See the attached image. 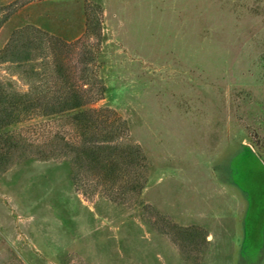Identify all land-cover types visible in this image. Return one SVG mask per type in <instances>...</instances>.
Instances as JSON below:
<instances>
[{"label": "rangeland", "instance_id": "obj_1", "mask_svg": "<svg viewBox=\"0 0 264 264\" xmlns=\"http://www.w3.org/2000/svg\"><path fill=\"white\" fill-rule=\"evenodd\" d=\"M1 20L0 49L39 44L35 82L0 60L4 98L74 93L114 136L96 164L61 152L86 138L62 118L7 127L27 144L0 154V264H264V0H0Z\"/></svg>", "mask_w": 264, "mask_h": 264}, {"label": "trees", "instance_id": "obj_2", "mask_svg": "<svg viewBox=\"0 0 264 264\" xmlns=\"http://www.w3.org/2000/svg\"><path fill=\"white\" fill-rule=\"evenodd\" d=\"M1 22L2 20L0 21V25ZM10 46L11 47H9L8 44L6 48L3 47L0 49V60L10 58L9 54L11 55L12 53L15 55L23 54V63L20 64V66L23 67L22 70L28 71V75H30L32 81L35 82L36 76H39L40 73L36 72L32 64L35 60V50H37L39 44L37 45V43L35 44L33 41H22L21 43H12ZM22 47H26V51H22ZM36 56L39 57V53ZM40 89V87L32 83L28 92L17 97L18 99H6V97L4 98L5 94L0 85V111H2L0 112V150H4L0 153L1 156L5 155L6 149L16 148L24 150V146L27 144V140H25L24 137H20L18 134L13 135L7 127L11 124H16L24 118L29 119L41 114L51 119L53 117L62 118L61 120L64 125L70 124L72 127H75L76 132H79L80 136L86 137H84L85 142L81 144V148H76V146H72L73 144L71 141H64V139H62L60 145L61 152L67 148L68 151H74V158L81 157L84 153L96 164L99 163L101 156L98 151H95L94 148L88 150L86 145L95 138H100L104 141L111 140L114 136L113 131L105 127L104 121L97 119V117L90 115L89 111L82 109L81 107L84 105L82 97L74 93H61L58 89L56 92L54 91L53 102L45 106H40L36 103L35 98L36 94L40 92ZM29 146H32V143H28V147ZM136 152L138 151H136L134 147L124 148V154L128 159L124 155H121V157H123L124 160L127 159L130 161L129 163L131 165H136L139 161L138 155L134 157ZM105 166H107L106 168L108 169V165ZM134 186H137L135 189H137V193H139L140 188L143 187V180L140 181L137 179Z\"/></svg>", "mask_w": 264, "mask_h": 264}]
</instances>
